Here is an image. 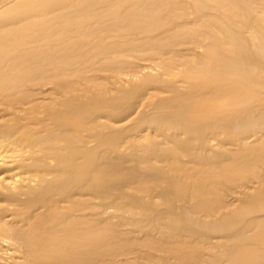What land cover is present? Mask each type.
<instances>
[{
    "label": "bare ground",
    "instance_id": "1",
    "mask_svg": "<svg viewBox=\"0 0 264 264\" xmlns=\"http://www.w3.org/2000/svg\"><path fill=\"white\" fill-rule=\"evenodd\" d=\"M0 197L32 264H264V0H0Z\"/></svg>",
    "mask_w": 264,
    "mask_h": 264
},
{
    "label": "rangeland",
    "instance_id": "2",
    "mask_svg": "<svg viewBox=\"0 0 264 264\" xmlns=\"http://www.w3.org/2000/svg\"><path fill=\"white\" fill-rule=\"evenodd\" d=\"M141 64H143V61H141L140 62ZM145 64V63H144ZM154 69H156V68H154ZM180 69H174V70H172V71H174L175 72V74H163L162 76V78H163V80H167L168 79V81H170L169 79H171V81L172 82H174V81H176V83L177 82H180V81H182L183 79L182 78H177V74H179V73H177V72H180L179 71ZM161 72V70H158V72ZM171 71V70H170ZM158 72H155V70H154V72H150V73H158ZM162 74V73H161ZM95 76L96 75H98V76H100L101 74H94ZM177 75V76H176ZM97 77V76H96ZM168 77V78H167ZM173 77V78H172ZM179 77V76H178ZM174 79V80H173ZM177 79V80H176ZM179 79V80H178ZM178 84V83H177ZM144 104H146V103H144ZM148 104V103H147ZM100 117H102V120L103 121H105V122H110V120L109 119H107V118H105V117H103L101 114H100ZM146 133V132H145ZM143 134V135H146V134ZM149 135H152L151 133H148ZM152 139L153 137L151 136V137H149V139ZM94 144V143H93ZM192 163V162H191ZM159 165L160 166H162V164H160V163H157L156 164V166L157 167H159ZM4 200L5 199H3V198H1L0 197V206H1V208L0 209H3V208H6L5 206H7V208L6 209H9L8 208V206L9 207H11L10 209L12 210L13 208V210H14V212H16L15 210L17 209L20 213H21V215H20V217H17V219L15 220V221H13V222H10V223H8V225L6 226V224L4 223V221L6 220V218H7V214L9 215L8 216V219L10 218V219H12L13 217H12V215L10 214V212H7V214L6 215H4V216H0V231H6V232H9V231H15V230H17V231H19V232H22V233H24L25 234V232H23V231H25V230H28V228L30 227L28 224H26V219H28L30 216H31V210H30V208H27L26 209V207L25 206H23L22 204H15L14 205V203L15 202H13V201H10V200H5V202H4ZM82 201H84V198L82 199ZM89 201H95V200H93V199H89ZM6 202L8 203V204H6ZM43 202V200H35V201H33L32 202V204L33 205H38L37 206V208H40V205H41V203ZM4 204V206H3V204ZM11 205H10V204ZM14 205V206H13ZM16 206H18V208H15ZM25 207V208H24ZM35 214H36V212H35ZM117 214V213H116ZM126 220H130L129 219V217H126ZM25 237H26V235H25ZM3 238L4 237H2V236H0V263L1 264H4V259H6L7 257L8 258H10V256H12V258L13 259H11V261H12V263L10 262V264H32L33 262L31 261V259L29 258L28 259V257L25 255V258H24V256L23 255H21L19 252H16L15 251V249H13V248H8L7 246H4V245H2L1 244V242L3 241ZM2 246V247H1ZM21 251H23V249L21 250ZM4 252V253H3ZM6 252V253H5ZM9 252H11V253H9ZM12 253H16L15 255H13ZM19 255H18V254ZM23 256V257H22ZM17 257V258H16ZM16 258V259H15ZM28 261V262H27ZM30 261H31V263H30ZM21 262V263H20Z\"/></svg>",
    "mask_w": 264,
    "mask_h": 264
}]
</instances>
